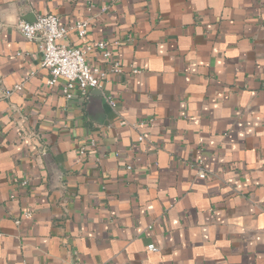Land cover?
<instances>
[{"label": "crops", "instance_id": "crops-1", "mask_svg": "<svg viewBox=\"0 0 264 264\" xmlns=\"http://www.w3.org/2000/svg\"><path fill=\"white\" fill-rule=\"evenodd\" d=\"M47 13L121 71L67 100ZM0 264H264V0H0Z\"/></svg>", "mask_w": 264, "mask_h": 264}, {"label": "built area", "instance_id": "built-area-1", "mask_svg": "<svg viewBox=\"0 0 264 264\" xmlns=\"http://www.w3.org/2000/svg\"><path fill=\"white\" fill-rule=\"evenodd\" d=\"M89 19L78 20L75 23L66 26L58 15L47 13L40 14L33 21L18 19L15 28L20 32L24 39L37 41L41 50L40 64L46 68L49 73L47 80L49 85H54L59 78L64 79L63 93L67 100L73 99L75 93L85 95L88 90L100 87V81L104 77V72L99 68L90 66L85 59V50H100L103 57L110 62V70L120 72L119 63L111 61V54L105 41H98L85 49H79L75 46H69L62 43L66 39L68 31L74 30L79 38L86 35ZM21 84L15 85L14 89L19 90ZM11 93L5 91L6 95ZM111 105L113 100H109ZM123 121H121L122 123ZM143 137L140 136L139 140ZM89 146L94 145V141H88ZM86 146L79 149L83 153ZM199 177H205L203 171L199 172ZM149 250L156 251L157 248L149 245Z\"/></svg>", "mask_w": 264, "mask_h": 264}]
</instances>
